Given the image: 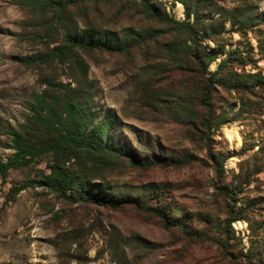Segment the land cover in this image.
I'll return each mask as SVG.
<instances>
[{"label": "rangeland", "instance_id": "374dc122", "mask_svg": "<svg viewBox=\"0 0 264 264\" xmlns=\"http://www.w3.org/2000/svg\"><path fill=\"white\" fill-rule=\"evenodd\" d=\"M146 1L188 29L150 18L141 0L58 16L0 0V160L14 153L10 129L38 140L31 96L74 87L79 64L93 124L123 152L108 166H62L116 209L47 187L52 154L0 177V264H264V0ZM84 29L139 42L127 54L76 50L78 64L45 58ZM134 201L185 227L165 229Z\"/></svg>", "mask_w": 264, "mask_h": 264}, {"label": "trees", "instance_id": "16d2710c", "mask_svg": "<svg viewBox=\"0 0 264 264\" xmlns=\"http://www.w3.org/2000/svg\"><path fill=\"white\" fill-rule=\"evenodd\" d=\"M18 4L30 7L40 14L53 13L58 16L64 13L70 6L81 3H107L112 0H17ZM146 15L150 18L173 26L183 28L185 31L188 25L177 23L171 20L164 13H157L149 6L148 1L141 0ZM189 32V31H188ZM141 38V37H140ZM138 38L126 36L119 39L116 34L110 32H95L91 29H84L80 33L66 37L64 44L54 47L45 55V58L57 59L60 62L74 60L76 50L89 53L96 50L108 53H128L131 48L137 45ZM204 69L212 61L208 53H203ZM233 60V59H231ZM78 64V63H77ZM77 76H71V83L74 87L65 86L62 83L53 82L49 84V90L41 94H33L28 102V110L31 113L27 120L32 128L37 131L38 140L34 141L33 135L23 130L10 129L12 149L14 153L6 162L0 160V177L4 178L10 170H17L31 164L37 158L46 154H52L56 161L50 165L49 173L45 177V185L54 190L59 196L69 202H91L99 206H108L116 209L121 202L113 198L105 197L96 193L95 187L81 178L79 175L72 176L62 166L71 161L77 162L79 168L87 161L110 165L119 160L122 150L112 143L105 130L109 127L105 122L93 124L94 119L90 110L92 83L87 80L86 72L81 64ZM222 66V65H221ZM218 71L209 77L211 81ZM202 104L206 113L209 111V103L206 96L202 98ZM163 161V159H161ZM165 161V160H164ZM160 164V161L158 162ZM156 162H133V165L149 167L156 165ZM21 188L13 189L14 192ZM232 193V191H231ZM136 209L160 217L163 227L167 230L174 226L184 228L181 222L169 220L160 211L150 207L142 206L138 202H131ZM236 220V219H234ZM184 230V229H183Z\"/></svg>", "mask_w": 264, "mask_h": 264}]
</instances>
